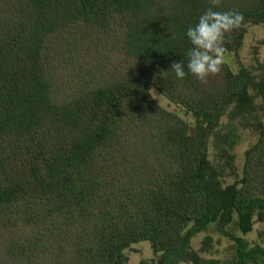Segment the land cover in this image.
Returning <instances> with one entry per match:
<instances>
[{
    "label": "trees",
    "instance_id": "1",
    "mask_svg": "<svg viewBox=\"0 0 264 264\" xmlns=\"http://www.w3.org/2000/svg\"><path fill=\"white\" fill-rule=\"evenodd\" d=\"M209 8L243 14L227 57L264 24V0H0V264H133L138 245L152 256L135 264H264L242 236L264 217V63L211 90L170 69L187 72ZM101 41L124 51L118 76L97 68ZM212 227L230 259L193 247Z\"/></svg>",
    "mask_w": 264,
    "mask_h": 264
},
{
    "label": "rangeland",
    "instance_id": "2",
    "mask_svg": "<svg viewBox=\"0 0 264 264\" xmlns=\"http://www.w3.org/2000/svg\"><path fill=\"white\" fill-rule=\"evenodd\" d=\"M247 33L242 41V45L239 50H236L233 47L232 56L227 57L224 55L222 63L220 65V70L217 73L209 74L204 79H200L198 77L197 80L201 88L206 90L218 89L222 87L225 77V71L228 67H231L234 72L238 69L239 65L250 66L253 63H258L260 60L264 63V24L251 26L248 25L246 29ZM237 33V31H236ZM229 40V39H228ZM223 45H233V41H227L226 38H223ZM99 56L97 54L98 65L97 68L103 71L105 76L109 75L113 77L114 75L118 76L120 73H117V69L119 65L125 64V56L123 49L119 46L118 43L112 45L111 43H106L104 41L99 42ZM227 59H226V58ZM233 58V59H232ZM231 59V60H230ZM233 61V62H232ZM260 63V64H262ZM75 76L72 77H64L65 85L68 87L73 86ZM77 84V83H76ZM74 84V85H76ZM152 96H154L155 100L161 105L163 108L167 110L176 109V105L170 103V100L160 95V92L156 89L151 91ZM175 107V108H174ZM190 120L192 118H189ZM223 121H227V116ZM241 139L237 154H238V165L241 169L244 162V153L247 148H249L250 144L248 141L252 139V134L250 131L241 130ZM135 144H132L128 147L127 153L128 155L133 154L137 155L139 150L136 148ZM257 223L255 224L254 230L252 233L248 235H242L246 239H248L251 243H262L264 237V217L257 218ZM237 235L240 234L236 232ZM212 237L211 243H205L204 240L207 237ZM193 247L197 250L203 249L201 255L205 258L216 257L221 258L223 260L230 259L234 255V244L229 239L224 236H221L215 229V227L209 228L204 234H200L196 236L193 240ZM131 262L133 264L137 263L142 257H151L152 254L148 250V248H142L141 245L135 246L130 251Z\"/></svg>",
    "mask_w": 264,
    "mask_h": 264
},
{
    "label": "clouds",
    "instance_id": "3",
    "mask_svg": "<svg viewBox=\"0 0 264 264\" xmlns=\"http://www.w3.org/2000/svg\"><path fill=\"white\" fill-rule=\"evenodd\" d=\"M243 19V14L238 11H214L209 8L203 12L198 21L189 26L185 33L192 45L187 53V72L182 60L171 65L170 69L174 71L176 77L183 79L191 73L204 79L209 74L217 73L225 52L222 43L224 33L238 28Z\"/></svg>",
    "mask_w": 264,
    "mask_h": 264
}]
</instances>
